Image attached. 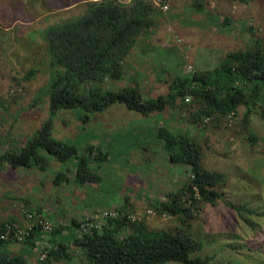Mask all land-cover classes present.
Returning <instances> with one entry per match:
<instances>
[{
  "label": "rangeland",
  "instance_id": "rangeland-1",
  "mask_svg": "<svg viewBox=\"0 0 264 264\" xmlns=\"http://www.w3.org/2000/svg\"><path fill=\"white\" fill-rule=\"evenodd\" d=\"M102 1L108 0H0V119H5L0 120V135L8 132L10 139L14 137L3 146H24L51 119L53 136L80 148L98 145L109 154L100 166L94 165L100 181L83 186L74 183L71 165L75 159L37 169L42 182H35V188L30 187L31 179L36 180L34 173L28 180L16 170L10 169L11 176L0 171V221H16L9 218V206L26 211L17 198H23L20 187H26L31 194L28 204L33 201L27 208L36 216H42L39 207L54 213L67 211L59 214L64 240L51 232L43 242L34 239L30 245L36 250L28 255L31 264H39L42 250L65 242L71 261L52 259L51 263L82 264L83 253L73 242L77 230L73 227L72 235L68 229L74 220L103 211L141 220L148 230L187 231L204 243L200 255L208 257L209 264H264V106L257 105L259 114H251L247 130L245 105L239 106L235 117L217 114L199 124L192 122L181 100L178 107L148 116L124 103H114L102 112L87 113L84 108L53 112L47 92L51 54L45 31L49 25L81 17L89 6ZM115 1L130 5L133 0ZM144 1L156 9L155 23L138 36L124 64V77L112 81L111 88L138 85L145 98H156L168 94L170 83L179 75L214 70L230 51L253 47L257 40L264 45V0H198L200 9L196 0ZM163 125L174 132L189 131L199 141L204 167L227 175V185L220 188L222 197L215 203L202 201L190 225L156 210L191 174L189 166L169 160L156 133ZM59 171H65L70 180L55 183ZM231 203L252 212H240ZM24 242L9 243V250L20 252Z\"/></svg>",
  "mask_w": 264,
  "mask_h": 264
},
{
  "label": "trees",
  "instance_id": "trees-1",
  "mask_svg": "<svg viewBox=\"0 0 264 264\" xmlns=\"http://www.w3.org/2000/svg\"><path fill=\"white\" fill-rule=\"evenodd\" d=\"M194 4L200 9L198 0ZM155 11L144 0H133L130 5L108 0L89 6L79 18L49 25L44 39L51 54L47 92L53 112L62 108L102 112L114 103H124L148 116L178 107L181 100L182 105L189 108L192 122L199 124L217 114L235 117L239 106L245 105L243 122L247 130L251 114H259L257 105L264 106V45L261 40L253 47L230 51L214 70L175 77L166 95L145 98L138 85L111 88L112 81L124 77V64L138 36L155 23ZM156 133L164 142L171 163L191 168L189 179L180 189L170 191L167 198L156 205V210L178 216L182 225H190L188 221L202 201L215 203L222 197L220 188L227 185V175L204 167L199 141L189 131L174 132L163 125ZM250 134L253 138L254 133ZM105 151L104 147L91 144L80 148L53 136L50 119L29 136L24 146L0 154V162L47 170L51 159L63 163L75 159L71 165L74 181L84 185L100 181L94 165L100 166L108 159L109 154ZM56 176L55 183L70 180L65 171L57 172ZM231 205L240 212H252L247 207ZM73 225L77 230L79 221L74 220ZM62 226L51 231L56 239L63 232ZM41 233L49 234L34 225L24 243H33ZM11 242L0 244V264H31L27 252L9 250ZM73 242L83 253L82 264H209V258L200 255L204 243L189 232L148 230L143 221L132 220L120 212L85 233L77 230ZM68 246L66 242L52 246L47 250V259L39 264H52V259L71 261Z\"/></svg>",
  "mask_w": 264,
  "mask_h": 264
},
{
  "label": "crops",
  "instance_id": "crops-1",
  "mask_svg": "<svg viewBox=\"0 0 264 264\" xmlns=\"http://www.w3.org/2000/svg\"><path fill=\"white\" fill-rule=\"evenodd\" d=\"M2 118V117H1ZM0 120H5L4 118L3 119H0ZM2 121V122H3ZM7 121H8V118H7ZM2 122H1V124H2ZM7 123V122H6ZM8 138H9V133L8 132H4L3 134H1L0 135V154L2 155L6 150H10V149H12V148H15V147H21V144H17V145H19V146H10V147H5V146H3V143H5L4 141H6V140H8ZM10 139V138H9ZM14 139V137H12L10 140H13ZM10 140H8L7 142H10ZM23 146V145H22ZM53 162H55L53 159H51V162H50V165L53 163ZM66 163V162H65ZM69 163V162H68ZM50 165H49V167H50ZM49 167H48V169H49ZM10 169H12V170H16L15 172H20L19 174H21L23 177H24V179H28V180H30L33 176V173L35 174L34 175V177H36V180H32L31 179V181H32V185L30 186L31 188H35L34 187V185H35V182L38 184V183H40V182H42V179H41V174L39 173V175L37 174V172H36V170L37 169H39L37 166H32V167H14L13 165H11L10 164V162H8V161H1L0 162V171H2V170H4V171H7V173H6V176H7V174L8 175H10L11 176V173L9 172L10 171ZM40 170V169H39ZM38 171V170H37ZM18 174V175H19ZM19 177H20V175H19ZM1 180V179H0ZM41 180V181H40ZM20 182V181H19ZM34 183V184H33ZM74 183H76V184H78L76 181H74ZM14 185H16V183L14 184ZM79 185V184H78ZM17 187H18V185H16ZM20 186V185H19ZM26 186V185H25ZM28 186V185H27ZM80 186H83V185H80ZM29 187V186H28ZM20 192H19V195H22L23 196V198H21V197H17L18 198V201L20 202V204L19 205H24V206H26V207H28V208H30L31 206H32V204H33V201H32V204H28V202H30L31 201V199L30 198H28V196H30L31 194L30 193H28L27 192V189H26V187H23V189L20 187ZM37 189H40L39 187H37ZM34 200V199H33ZM35 201V200H34ZM31 205V206H30ZM9 208H11V209H9L10 211L9 212H11V213H8V215H9V218L11 217V218H13L14 220H16L17 222H19L20 224H22L23 226H26L27 224H28V222H29V220L27 219V217H25L26 216V214L25 213H23V212H21V207H19L18 209L17 208H15L14 206H12V207H10L9 206ZM8 209V208H7ZM13 209H15V210H13ZM13 210V211H12ZM38 210H41V211H39V212H41V214H42V216H47L48 218L47 219H53V221L55 220V219H59L60 218V216H59V214L60 215H62V214H65V213H67V211H65V212H58V213H54L52 210H50L49 208L47 209V208H45V207H39L38 208ZM24 211V210H23ZM46 212H48V213H50V216H49V214H47ZM8 217V216H7ZM51 221V220H50ZM73 227H75L74 225H72L71 224V226H70V228L68 229L69 231H70V233L73 235ZM63 231H64V229H63ZM62 234H63V232H62ZM62 234L59 236V237H57L58 239H63L62 238ZM45 236V234H43L42 235V233L40 234V236H39V238L38 239H36L37 241L40 239L41 241L40 242H43L44 240H42V238ZM64 240V239H63ZM30 245V244H29ZM28 244H23V246H22V248L20 249L21 250V252H27V255H29V254H32V251H35L36 250V247L34 248V247H31V245L29 246Z\"/></svg>",
  "mask_w": 264,
  "mask_h": 264
},
{
  "label": "built area",
  "instance_id": "built-area-1",
  "mask_svg": "<svg viewBox=\"0 0 264 264\" xmlns=\"http://www.w3.org/2000/svg\"><path fill=\"white\" fill-rule=\"evenodd\" d=\"M25 214L27 216V219L29 220L26 226H23L18 222L0 221V244L9 241H25L32 234L34 225L39 226L44 231L50 233L55 229L56 226L62 225V223H64V221L61 219L57 222H53L45 218L44 216H36L28 209L26 210ZM116 216H118V213H116V211H103L101 214L86 217L79 221L77 230L80 231V233H85L91 230L93 227H98V220ZM47 257L48 251L42 250L39 261H45Z\"/></svg>",
  "mask_w": 264,
  "mask_h": 264
}]
</instances>
